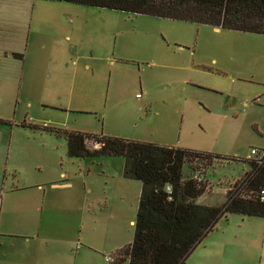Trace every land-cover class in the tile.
Listing matches in <instances>:
<instances>
[{
	"label": "rangeland",
	"instance_id": "1",
	"mask_svg": "<svg viewBox=\"0 0 264 264\" xmlns=\"http://www.w3.org/2000/svg\"><path fill=\"white\" fill-rule=\"evenodd\" d=\"M117 126L143 141L235 157L202 167L197 201L221 203L248 168L237 158L264 149V34L64 0H0V260L35 242L28 264H108L114 244L131 241L140 181L123 176L121 156L69 157L55 131ZM59 171L71 188L47 186ZM31 181L49 193L35 206L44 215L75 203L85 214L69 241L14 234L9 221L27 213L28 187H13ZM216 227L236 264H264L263 217L227 213Z\"/></svg>",
	"mask_w": 264,
	"mask_h": 264
},
{
	"label": "trees",
	"instance_id": "2",
	"mask_svg": "<svg viewBox=\"0 0 264 264\" xmlns=\"http://www.w3.org/2000/svg\"><path fill=\"white\" fill-rule=\"evenodd\" d=\"M64 1L264 34V0ZM55 131L63 134L69 157L121 156L123 176L140 181L132 239L112 251L108 264H182L227 213L264 218V161L238 157L248 168L226 189L221 203L207 204L197 201L206 181L193 178L192 171L212 159L235 157L102 133ZM88 139L98 145L88 146Z\"/></svg>",
	"mask_w": 264,
	"mask_h": 264
},
{
	"label": "crops",
	"instance_id": "3",
	"mask_svg": "<svg viewBox=\"0 0 264 264\" xmlns=\"http://www.w3.org/2000/svg\"><path fill=\"white\" fill-rule=\"evenodd\" d=\"M188 82V81H187ZM137 95V93L135 94ZM107 128H100L99 131H85L88 133H102L105 135H112V136H119V137H125L130 139H137L142 140L143 137L138 136V133L134 130H131L127 126H117L113 129H109V131L106 130ZM75 130V129H74ZM81 131V130H80ZM107 133V134H106ZM110 164L117 163L115 160H109ZM59 177H55L53 179L48 180L47 186L50 189H61L64 187L71 188L73 186L71 180L66 177V175L62 172H58ZM58 178V179H56ZM28 187V190H25L24 198H26L25 202L28 206V211L24 215L21 216H15L12 221H9L10 224L13 225V229L16 232L14 234H19L20 237H23L28 241L29 238L37 239V240H47V239H57L62 241H69V235L71 234V230L73 229V226L78 223V219L81 217L84 218L85 214L81 211V209L78 207V204H74L75 208L72 209H63L61 207L60 210L54 207H46L45 208V215L43 214L44 207H35L37 205V202L41 205L44 198L49 194H46V188L42 187L39 183H35L34 181H31L28 183V185H16L13 188L15 190L18 189H26ZM86 195V194H85ZM85 197V196H84ZM39 205V206H40ZM39 209V210H38ZM41 211L39 214H35V212ZM59 214V215H58ZM65 216V225L62 228H59L55 223V219L59 220L58 216ZM72 215V216H70ZM46 219V220H45ZM69 221V222H68ZM61 223V222H60ZM218 221L216 222V224ZM216 224L214 225V228L216 230L209 231L210 233L207 235H210L207 239H202L188 254V256L185 258L182 264H236V258L234 254L227 253V250L231 249L232 242L228 238V236L224 235V232L221 230H217ZM27 228L31 230V233L27 231ZM70 228V230H69ZM70 231V232H69ZM30 234V235H28ZM206 235V236H207ZM79 237V234L74 235V237ZM73 237V239H74ZM87 240L89 237H85ZM72 240V239H70ZM82 242H85L82 240ZM39 245V242H38ZM80 242L76 239L75 241V247L79 248ZM90 245V246H89ZM120 244H114V249L120 247ZM0 247L4 248L5 243L3 240H0ZM39 246L35 245L29 249H25V251H20L19 255H3L0 264H28L29 261H31L33 257V250L36 248L38 249ZM83 249L89 250L92 249L91 244L84 243ZM81 249V247H80ZM113 249V250H114ZM31 250L30 254H26V252H29ZM40 250V249H38ZM111 250V252L113 251ZM22 253V254H21ZM35 253V251H34ZM84 253V251H81L80 254ZM77 254V252H76ZM4 257H7L5 259ZM67 264V261H64L62 264Z\"/></svg>",
	"mask_w": 264,
	"mask_h": 264
},
{
	"label": "built area",
	"instance_id": "4",
	"mask_svg": "<svg viewBox=\"0 0 264 264\" xmlns=\"http://www.w3.org/2000/svg\"><path fill=\"white\" fill-rule=\"evenodd\" d=\"M86 144L90 147H95L98 145V143L92 139L86 140ZM257 160L258 162L264 161V149H256V148H251L250 149V156ZM192 177L195 178L198 181L205 180V176L203 173V170L201 168L195 169L191 173ZM104 259L109 262L112 260V255H107L104 256Z\"/></svg>",
	"mask_w": 264,
	"mask_h": 264
}]
</instances>
